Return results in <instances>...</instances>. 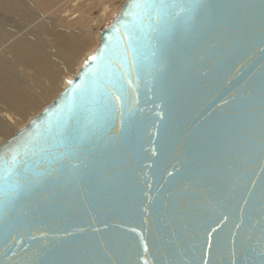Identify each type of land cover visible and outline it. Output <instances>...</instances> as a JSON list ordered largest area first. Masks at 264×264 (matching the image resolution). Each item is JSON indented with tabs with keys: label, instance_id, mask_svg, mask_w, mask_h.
<instances>
[{
	"label": "water",
	"instance_id": "water-1",
	"mask_svg": "<svg viewBox=\"0 0 264 264\" xmlns=\"http://www.w3.org/2000/svg\"><path fill=\"white\" fill-rule=\"evenodd\" d=\"M135 3L0 146V264H264V0H178L149 43ZM125 25L140 38L139 74L105 116L92 89L107 69L91 58L126 44ZM70 106L74 167L49 162L65 153L59 137L15 162Z\"/></svg>",
	"mask_w": 264,
	"mask_h": 264
},
{
	"label": "rangeland",
	"instance_id": "rangeland-1",
	"mask_svg": "<svg viewBox=\"0 0 264 264\" xmlns=\"http://www.w3.org/2000/svg\"><path fill=\"white\" fill-rule=\"evenodd\" d=\"M19 1L27 7L29 20H26L27 23L25 22L19 24L17 23L15 16L6 17L0 12V32L10 33L12 36H16L18 34H26L27 32L33 31L34 34L32 38L35 42H37L35 44H43L45 48L51 52H55L59 47L60 34L64 33V29L77 31L80 38L82 39H86L89 36L90 37L85 43L84 49H82L80 53H77L75 58L76 60L74 61L75 65L67 69L66 72L64 70L62 76L60 73L55 83L53 82L54 84H52L51 81H45L44 77H36L37 75H34L32 70H30L29 73L33 74L34 76L30 77L27 74L25 68H19L18 66L14 65L10 67V72L16 74L17 79H20L22 84H25L23 81H26L27 85L24 86L29 88V95H26V97L22 99L25 102H29L34 96V99H37V101L35 100V105L28 106V111H25V114L29 116L26 118H21L22 120L20 124L17 125L14 132H12L14 128L13 127L10 129V131L8 130L4 133V138L1 139L0 145L9 139L17 130L22 129L32 118L41 113L45 107L55 100L57 96L64 90L72 77L86 63L92 53L96 50L100 40L101 30L110 23L125 0H79L77 6H74L75 3H71V0ZM104 12H106V15H104ZM74 13L76 14L70 18L69 16ZM82 13L85 14V16L84 19L80 21L78 19V15H82ZM74 17H76L74 20H78V23L69 27L67 25V21L73 19ZM41 25H45V27H41ZM65 39L66 38L62 39L61 41ZM0 44L2 45V43ZM3 48L4 47H1L0 50ZM7 57L10 58V56ZM28 77L30 79H28ZM36 78L40 80V83L38 81H36L35 84L32 82L33 80H36ZM36 84L39 86H35ZM10 100H12V102L16 101L14 97H11ZM33 108L34 110L31 111Z\"/></svg>",
	"mask_w": 264,
	"mask_h": 264
},
{
	"label": "snow or ice",
	"instance_id": "snow-or-ice-1",
	"mask_svg": "<svg viewBox=\"0 0 264 264\" xmlns=\"http://www.w3.org/2000/svg\"><path fill=\"white\" fill-rule=\"evenodd\" d=\"M178 6V0L175 3H169L168 0H136L134 17L142 24H146L153 35L144 36L145 43H149L153 38H159V26L163 19L170 15V9ZM127 15V12H125ZM114 31L119 32L116 28ZM111 39V38H109ZM124 40L126 44H121L115 52L108 49L105 45V51L101 52L99 57L93 56L91 59L95 62L97 59L103 62L107 69L104 72H98L94 76L96 81L93 85V102L98 110L105 116L114 113L115 106L126 104L129 97V88L133 85V76L139 74V54L140 38L137 36L136 28L125 25ZM155 45H153L154 47ZM135 91V89H133ZM88 90L82 89L81 96L87 97ZM73 108L70 106L68 113L61 118L55 128L52 125L45 130L42 138L30 137L29 140L16 150L14 161L20 162L22 157L35 155L37 152L43 153L46 149V142L49 138L59 137L63 140L65 153L61 154L59 161L55 157L50 163L56 165V171L61 172L65 167H71L70 161L66 156L71 153L73 144L78 139L75 128H67V121L72 118ZM43 141V142H42ZM12 172H8L11 176ZM171 175V173H169ZM7 179V177H5ZM261 247L264 248V235L261 236ZM264 255V251L261 253Z\"/></svg>",
	"mask_w": 264,
	"mask_h": 264
},
{
	"label": "bare ground",
	"instance_id": "bare-ground-1",
	"mask_svg": "<svg viewBox=\"0 0 264 264\" xmlns=\"http://www.w3.org/2000/svg\"><path fill=\"white\" fill-rule=\"evenodd\" d=\"M73 2L75 3L74 6H77L79 0H71V3ZM0 12L6 17L15 16L19 24L27 23L26 20H29L27 7L19 0H0ZM75 14L76 13L69 17L71 18ZM104 15H106V12H104ZM84 16L85 14L82 13V15H78V19L81 21L84 19ZM76 17L67 21L69 27L78 23V20H74ZM41 27H45V25H41ZM63 32L64 33L60 34V45L55 52L49 51L43 44H35L37 42L32 38L34 34L33 31L27 32L26 34H18L16 36H12L10 33L6 32H0V43H2V45H0L4 47L0 50V142L1 139L4 138V133L6 131H10V129L14 127L12 131L14 132L17 125L20 124L21 118L29 116L25 114V111H28V106L35 105V100L37 101V99H34V96L29 102H25L22 99L25 98L26 95H29V88L24 86L27 85L26 81H23L24 79L22 81L25 84H22L21 80L17 79V75L10 72V67L14 65L19 68H25L30 77L34 75L40 78L44 77L45 81H51L52 84H54L60 73L62 76L64 70L66 72L67 69L75 65L74 61L76 60L77 53H80L81 50L84 49L85 43L90 37L82 39L75 30L64 29ZM64 38L66 39L61 41ZM7 56H10V58ZM30 70L33 71L34 75L29 73ZM28 79L30 78L28 77ZM36 81L40 83L38 78L32 82L35 84ZM37 84L35 86H39ZM11 97H14L16 101L12 102V100H10ZM32 110H34V108L31 109V111Z\"/></svg>",
	"mask_w": 264,
	"mask_h": 264
}]
</instances>
